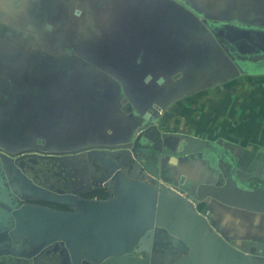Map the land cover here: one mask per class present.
I'll return each instance as SVG.
<instances>
[{
	"label": "rangeland",
	"instance_id": "rangeland-1",
	"mask_svg": "<svg viewBox=\"0 0 264 264\" xmlns=\"http://www.w3.org/2000/svg\"><path fill=\"white\" fill-rule=\"evenodd\" d=\"M258 12L261 18L256 17ZM262 19L263 2L252 0H0V152L15 157L30 152L10 153L24 148L14 138L22 140L29 129H36L33 135L45 134L57 141L53 139L51 146L46 140L50 151H79L84 147L69 146L87 143L93 137L89 133L100 127L95 117L107 112L118 122L111 124L108 146L129 143L126 139L131 130H139L145 111L152 124L159 121V131L191 135L205 127L204 111L225 100L209 97L210 91L235 95L240 90L264 89V79L240 71L219 42L226 39L239 53L261 52L255 43L264 40V33L256 36L253 25ZM226 100L230 105L236 99ZM71 107L76 108L74 116L82 120L80 124L69 123ZM260 112L255 121L264 129V109ZM229 134L236 135L239 143L244 138L234 128ZM215 141L236 157L237 177L264 182L251 170V155L236 152L223 139ZM155 151L119 159L124 176L140 177L171 193L177 187L183 196L196 198L197 191L188 186L207 176L200 165L189 161L190 155L177 158L175 165L168 155ZM39 162L41 168L47 165L24 158L21 168L26 171L25 164ZM60 164L65 169L82 170L89 164L99 173L102 170L83 159ZM103 170L105 175L91 185L106 187L112 196L107 169ZM202 193L203 201L196 208L207 210L210 227L235 248H248L249 242L241 245L231 239L228 233L235 230H225L221 217L212 215L234 214L236 207Z\"/></svg>",
	"mask_w": 264,
	"mask_h": 264
},
{
	"label": "water",
	"instance_id": "water-1",
	"mask_svg": "<svg viewBox=\"0 0 264 264\" xmlns=\"http://www.w3.org/2000/svg\"><path fill=\"white\" fill-rule=\"evenodd\" d=\"M262 41L259 46L263 50L259 53L237 51L232 55L228 49L226 51L232 59L264 63ZM239 69L243 73L251 72ZM141 129L149 141L156 137L157 144L152 149L159 151L158 137L166 134L151 122ZM187 139L189 146H194L192 149L181 139L176 151L164 148L162 153L177 163V158L197 150V146L221 150L228 155L226 161L221 160V172L224 167L228 172L221 191H217L220 187L203 183L197 190L198 196L191 198L183 196L184 191L177 187L176 192L171 193L140 177L126 178L119 168V159L133 154L137 140L133 144L79 150L91 156L81 158L79 154L76 157L107 169L112 196L106 199L83 197L85 192L76 195L50 191L31 180L21 168L24 158L32 159L37 155L27 153L15 157L0 152V241L6 238L0 243V256L8 253L16 260L21 257L27 261L59 244L54 252L62 249L63 264H264V256L248 254L227 242L210 227L206 212L196 208L203 201L201 193L205 192L224 204L264 213V187H246L234 179L235 158L220 146L221 141L194 136ZM68 157L52 159L68 160ZM24 198L68 205L73 210L27 203ZM3 244H14L13 247L20 249L16 252L7 246L4 248ZM4 257H0V264Z\"/></svg>",
	"mask_w": 264,
	"mask_h": 264
},
{
	"label": "flooded vegetation",
	"instance_id": "flooded-vegetation-1",
	"mask_svg": "<svg viewBox=\"0 0 264 264\" xmlns=\"http://www.w3.org/2000/svg\"><path fill=\"white\" fill-rule=\"evenodd\" d=\"M208 24V22H207ZM209 25V24H208ZM220 40V39H219ZM224 45V50L226 51V49H228V52L232 55H234L235 52H237L236 48L226 39L224 40H220ZM228 52L226 51V53L228 54ZM229 55V54H228ZM230 57V56H229ZM230 59L232 61H234L235 65L237 68L241 67L243 71H259V70H264V63H252L249 61H242L240 59H232L230 57ZM47 109L50 110L49 107H47ZM63 108H60V110H62ZM69 109V108H68ZM36 110L39 113L43 112V108L37 107ZM76 108L75 107H71L68 110L67 113V117L69 120L70 124H80V122H82L81 119H77L74 114ZM63 112V111H62ZM111 114V113H110ZM108 112L106 113V115H101L99 114L98 116L95 117V121L96 124L98 126H100L99 128H97V131H92L89 134H92V138H89L87 140V143H79V144H73L72 146H69L70 149H81V148H86V147H92V146H96V145H108L112 143V138H111V134L113 133L112 130V122L113 124L118 123L117 121H115V119H113L112 115H110ZM147 115L146 111L145 113H143L142 115V121L140 124V128L139 130L136 131L135 133V128L133 130H131L130 133V138H127L126 141L129 143H134L135 140H137V146L134 149V152H140V154H147L150 152H154L155 150L152 149V147L154 145L157 144L156 142V137H153L152 141H149L146 137V135H144V130L141 129L143 127V125L147 122H151L153 123V121L149 120L148 118H146L145 116ZM64 116V114H63ZM145 117V118H144ZM154 120V119H153ZM159 124L158 120H155V125ZM137 125V126H138ZM79 128L80 126L77 125ZM136 126V127H137ZM158 128V126H157ZM159 129V128H158ZM36 129H29L26 133V135L23 137V139L19 140L14 138L15 141H21L24 143V148L16 150L14 152H10L13 154L16 153H20L23 150H29L30 154H35L37 156L32 157V159L30 158L29 160H33L35 162V159L39 160V161H44L47 162V165H42L43 167H40V162L38 163L39 165L37 166H29L28 164H25V170L24 171L30 178L31 180H34L36 183H38L40 186L53 191L55 193H59V194H63V193H70V194H76L78 195L79 193H83L85 192V190L87 191L86 193H84L83 197H85V195L92 191L93 189L96 188H102V187H95L92 186V181L95 179H100L102 178L103 174L105 175V170H99V172H97L96 170H93L91 168V166L89 164H87V166H85V169L82 170H78V169H74L71 168L70 166H68V169L63 168L64 166L62 164H60L62 161H71V163H74V160H79L80 158L76 157L77 155H82L81 158L86 157V158H90L91 155L89 154H85V152H81V151H76V152H71V153H67V154H61V151L63 150H56V151H50V149L48 148V142L54 139L49 138L46 139V135L44 134L43 136L41 135L40 137H38L37 135H33L32 132H36ZM152 130H150L149 132H151ZM39 132V130H37V133ZM161 133H165L166 136L165 137H161V135H159L158 139H159V145H160V150L159 151H155L156 153H159L163 156H165L164 153H162V150L165 148L166 150H171V151H176L179 141L181 139H184L185 142L188 145L189 149H192V147L194 146H189L190 143H188V139L187 137L190 135H184V137H178L176 136L177 134H175V136L173 134L167 133V132H162ZM140 135V136H138ZM77 139V138H76ZM47 140V141H46ZM55 140V139H54ZM73 140V139H72ZM75 140V138H74ZM74 143H76V141H74ZM55 143H57V141L55 140ZM55 145V144H54ZM52 146V144H51ZM197 150L195 151H191L190 153H187V155H190V159L189 161L195 160L196 161V165H200V172H204V175L206 174L207 176H203V178L200 179L199 182L197 183H189V190H196L197 191V184H207V185H215V187H220L217 191H221V188L223 186L226 185V181L227 178H225L226 175V168H223V172H221L220 170V166L222 165L221 160H225L226 157H228L227 154L223 153L221 150L216 149V148H208V147H203L201 149H199V147H196ZM74 150V151H75ZM61 154V155H60ZM25 155V154H23ZM125 154H121L120 156H123ZM65 156H69L68 160L64 159H52L55 157H65ZM51 158V159H47V158ZM169 158V156H167ZM236 158V157H234ZM226 161V160H225ZM238 161V159L236 160ZM23 162H27V161H23ZM50 162V164H48ZM51 162H55V165H52ZM239 162V161H238ZM97 169V168H96ZM236 172V171H235ZM228 174V172H227ZM92 176H94L93 178H91ZM235 178L239 184L244 185L246 187H264V182L260 183V182H256L253 181L254 183H252V181H245L244 178L240 179L239 177H237V175L235 174ZM213 177H215V180H212ZM54 184H56L58 187L54 188ZM52 185V187H50ZM92 186V188H85L84 186ZM63 187V188H62ZM73 190H77L76 192ZM215 191V190H214ZM211 197V196H210ZM87 198V197H86ZM96 198V197H94ZM214 198V197H213ZM25 202L27 203H33V204H38V205H43V206H47L53 209H57V210H72L71 206L68 205H63V204H57V203H53V202H48V201H44V200H40V199H34V198H24L23 199ZM216 200V199H215ZM4 239H1L0 243H2ZM14 245V244H13ZM13 245L7 246V245H2L4 248H6V246L9 249H12L16 252L19 251L20 248H16L13 247ZM57 246L59 247V244L56 245L54 244L53 246L49 247L48 249H46L43 253H41L40 255H35V257H30L29 259L23 260L21 259V257H18L17 260L15 259L14 255L8 254V253H4V255L1 256H5L3 258V260L1 261V264H63V252H61V248H59L58 250H56L54 252V247ZM62 247V246H61ZM10 253V252H9ZM0 256V257H1Z\"/></svg>",
	"mask_w": 264,
	"mask_h": 264
},
{
	"label": "crops",
	"instance_id": "crops-1",
	"mask_svg": "<svg viewBox=\"0 0 264 264\" xmlns=\"http://www.w3.org/2000/svg\"><path fill=\"white\" fill-rule=\"evenodd\" d=\"M263 2L264 0H252ZM262 11V10H261ZM260 18L261 14L257 13ZM253 27H257L256 36L263 35L264 33V19ZM259 40V39H258ZM262 41V40H261ZM255 44L261 45V42ZM252 78H263L264 72L251 71L245 73ZM209 97H218L225 99L219 102V105L210 109L208 113L204 111L203 116V128H199L190 136H194L200 139L215 141L216 139H223L228 142L230 146L237 151H245V156L251 155L250 161L253 162V173H257L259 178L264 177V129L259 126L255 118L260 115L261 109H264V89H252L236 92L235 95L228 90L210 91ZM226 98H235L236 100L232 105H229V101ZM251 109V113L249 110ZM218 124V128L214 125ZM234 128L237 132H241L244 135L241 142H236L234 139L236 135L229 134V129ZM263 129L261 135L260 129ZM226 132L227 134H225ZM236 156V155H235ZM170 161V160H168ZM171 162V161H170ZM172 163V162H171ZM173 164V163H172ZM175 165L178 164L174 163ZM195 166L192 165V168ZM173 186V185H172ZM237 212L212 214L220 216L222 227L227 230L233 228L235 231L230 230L228 235H233L231 239H235L236 242L244 245L245 242H249L248 248L241 249V251L252 255L264 256V213L249 211L241 208H235ZM207 211V210H206ZM205 211V212H206ZM233 211V210H232ZM213 216V217H215ZM211 218V217H210ZM209 218V219H210Z\"/></svg>",
	"mask_w": 264,
	"mask_h": 264
},
{
	"label": "trees",
	"instance_id": "trees-1",
	"mask_svg": "<svg viewBox=\"0 0 264 264\" xmlns=\"http://www.w3.org/2000/svg\"><path fill=\"white\" fill-rule=\"evenodd\" d=\"M110 196H111V194L106 187L93 189L92 191L88 192L85 195V197H87V198L96 197L99 199H106V198H109Z\"/></svg>",
	"mask_w": 264,
	"mask_h": 264
}]
</instances>
